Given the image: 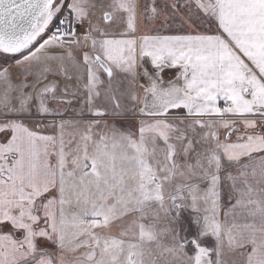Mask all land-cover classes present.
<instances>
[{
    "label": "snow or ice",
    "instance_id": "snow-or-ice-1",
    "mask_svg": "<svg viewBox=\"0 0 264 264\" xmlns=\"http://www.w3.org/2000/svg\"><path fill=\"white\" fill-rule=\"evenodd\" d=\"M0 264H264V0H0Z\"/></svg>",
    "mask_w": 264,
    "mask_h": 264
}]
</instances>
